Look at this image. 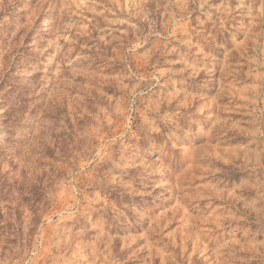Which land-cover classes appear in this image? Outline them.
Returning a JSON list of instances; mask_svg holds the SVG:
<instances>
[{
	"label": "rangeland",
	"instance_id": "1",
	"mask_svg": "<svg viewBox=\"0 0 264 264\" xmlns=\"http://www.w3.org/2000/svg\"><path fill=\"white\" fill-rule=\"evenodd\" d=\"M0 264H264V0H0Z\"/></svg>",
	"mask_w": 264,
	"mask_h": 264
}]
</instances>
